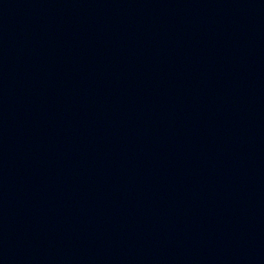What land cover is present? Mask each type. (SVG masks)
<instances>
[{
  "label": "water",
  "instance_id": "95a60500",
  "mask_svg": "<svg viewBox=\"0 0 264 264\" xmlns=\"http://www.w3.org/2000/svg\"><path fill=\"white\" fill-rule=\"evenodd\" d=\"M0 264H264V0H0Z\"/></svg>",
  "mask_w": 264,
  "mask_h": 264
}]
</instances>
